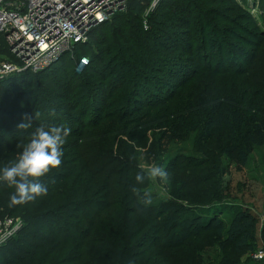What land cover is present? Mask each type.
Wrapping results in <instances>:
<instances>
[{
    "label": "trees",
    "instance_id": "trees-1",
    "mask_svg": "<svg viewBox=\"0 0 264 264\" xmlns=\"http://www.w3.org/2000/svg\"><path fill=\"white\" fill-rule=\"evenodd\" d=\"M152 1L127 0L50 68L0 80V167L36 127L71 129L61 165L39 180L47 195L9 206L14 188L0 183V218L24 223L0 247V264H202L181 257L202 239L255 255L250 211H232L229 225L222 213L204 212L225 196L207 168L222 177V157L244 166L264 147V30L236 0H161L145 17ZM232 6L241 13L232 16ZM244 21L257 27L251 50L227 41L245 40L231 27L246 30ZM6 52L0 35V54ZM82 58L89 63L78 72ZM150 134L149 153L196 135V151L217 165L176 157L172 199L145 206L141 198L153 182H136L137 148ZM219 264L238 262L223 257Z\"/></svg>",
    "mask_w": 264,
    "mask_h": 264
},
{
    "label": "rangeland",
    "instance_id": "rangeland-1",
    "mask_svg": "<svg viewBox=\"0 0 264 264\" xmlns=\"http://www.w3.org/2000/svg\"><path fill=\"white\" fill-rule=\"evenodd\" d=\"M161 0H153L151 5L146 11L145 17L152 15L150 14L153 10H155V6ZM240 6H242L246 12L253 18L254 22L257 24L259 29L264 30V11H263V0H236ZM233 11L230 12L232 16L239 15L241 12L234 11V7L232 6ZM206 10V9H205ZM212 19H215V23L220 25L221 27H226L227 24H221L216 16H211ZM245 17V16H244ZM246 27V30H240L239 26H231L234 27V31L238 33V35L242 36L245 40H240L239 38L234 36H227V41H232L234 43H238L239 45L246 47L251 50L252 46H247V41H252L251 43H256L258 40L256 36H253L254 31L257 30V27L254 24H247V22H242ZM145 29H148V24L144 22ZM212 29H208L206 34L213 35ZM252 33V34H251ZM165 38H162V42H166ZM202 45L200 41L193 42V45L197 47V45ZM203 47V46H202ZM209 48H207L208 50ZM210 54L204 51L202 54L204 57ZM175 57H178L179 54H174ZM203 57V58H204ZM205 63V62H204ZM207 63V62H206ZM205 65H209L208 63ZM194 69L198 67L193 65ZM201 71V68L198 69ZM77 71L80 72L81 69L79 66L77 67ZM161 75L162 74H157ZM145 109H140L136 114H132L129 112V119H135L138 114L145 113ZM133 115L134 117H132ZM151 134L148 136V140L145 142H139L137 139H132V144L136 145L138 143L137 153L139 154V164H157L165 168V170L170 173L173 167V161L176 157H185L189 158L191 161H194L198 164L205 163L209 161L211 165L216 164L212 160L209 159V155H202L196 151L195 143H196V135H190L189 138L183 142L177 143H169L166 146H163L159 152L149 153V147L152 144V140H150ZM127 141V138L125 139ZM158 161V162H156ZM223 174L220 177L216 174V170L211 169L209 166L207 169L209 171L210 176H215V179L220 180L222 189L224 190L225 196L221 202H213V207H209L205 209L206 211L209 209V214L214 215L217 213H222L221 218L223 221L229 225L232 217V211L234 210H248L250 211L255 219H256V253L261 251L264 248V147L258 148L255 150L249 160V162L240 166L236 163L232 162L230 159L226 157L221 158ZM217 165V164H216ZM203 173L207 175L206 168ZM195 175V174H194ZM198 178L200 179L202 173L198 172ZM200 175V176H199ZM214 180H211L206 187H209ZM172 191H173V183L170 182L169 176L167 180L157 179L153 182V186L149 190L152 197V203L157 202L158 200L172 199ZM226 191V192H225ZM219 203V204H218ZM220 211V212H218ZM2 219V218H0ZM198 242H191L181 253L182 258H191L195 261H198L202 264H219L223 257H227L232 259L238 264H264V260H256L254 258V253L250 255H239L234 252V250L229 247L223 245L224 240L214 239L213 241L203 242V239ZM203 244V245H201ZM255 253V254H256Z\"/></svg>",
    "mask_w": 264,
    "mask_h": 264
},
{
    "label": "built area",
    "instance_id": "built-area-1",
    "mask_svg": "<svg viewBox=\"0 0 264 264\" xmlns=\"http://www.w3.org/2000/svg\"><path fill=\"white\" fill-rule=\"evenodd\" d=\"M127 0H0V80L26 72L37 74L75 46L89 41L90 31L124 9ZM89 63L82 58L79 68ZM20 218L0 219V247L16 236ZM264 260V248L254 255Z\"/></svg>",
    "mask_w": 264,
    "mask_h": 264
},
{
    "label": "clouds",
    "instance_id": "clouds-1",
    "mask_svg": "<svg viewBox=\"0 0 264 264\" xmlns=\"http://www.w3.org/2000/svg\"><path fill=\"white\" fill-rule=\"evenodd\" d=\"M39 115L40 113L36 112L35 118ZM18 127L25 129L30 125L21 123ZM70 133L71 129L62 125L48 127L40 125L30 134L26 142L17 145L21 150L14 159L0 167V183L14 188L9 198V206L22 205L37 197L47 195V187L39 180L61 165L64 154L63 146ZM140 168L141 172L135 177L138 184H143L145 178L152 182L157 179H168V172L157 164H141ZM133 192L139 195L137 189L133 188ZM141 202L145 206L151 205V193L145 191Z\"/></svg>",
    "mask_w": 264,
    "mask_h": 264
}]
</instances>
